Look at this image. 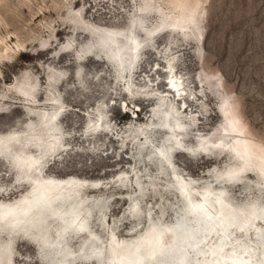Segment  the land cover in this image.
Segmentation results:
<instances>
[{"label":"rangeland","instance_id":"rangeland-1","mask_svg":"<svg viewBox=\"0 0 264 264\" xmlns=\"http://www.w3.org/2000/svg\"><path fill=\"white\" fill-rule=\"evenodd\" d=\"M128 35L141 43L137 52L130 49ZM168 70L183 81L186 112L180 109L184 101L168 91ZM58 107L63 110L52 118ZM165 116L179 118L182 136H173L177 126L163 124ZM231 116L239 119L245 138L264 148V0H0V154L8 157L0 158V201L28 191L23 181L15 187L9 157L21 151L37 157V143L44 144L45 176L102 182L103 189L85 188L82 194L105 199V208L90 209L81 222L82 230L99 236L100 260L108 254L111 228L119 239L130 240L147 218L158 219L160 209L167 224L178 216L182 201L157 147L199 189L224 187L236 204L264 202V185L255 173L238 183V173L227 182L220 178L241 164L230 152L234 138L222 134ZM54 125L59 134L51 142L47 131ZM197 138L223 140L231 148L207 145L210 154H200ZM177 141L186 152H168L174 144L179 147ZM53 146L61 149L50 152ZM257 161L256 156L249 160L252 169L259 168ZM19 166L25 173L31 169L25 161ZM135 177L141 192L135 191ZM148 179L157 190L149 189ZM134 198L139 222L128 217ZM104 212L106 230L99 225ZM49 219L24 231L40 228L48 236L39 241L51 243L68 226L48 224ZM20 229L8 230L14 236ZM0 239L7 241L4 235ZM95 240L67 234L65 249L71 253L66 252L83 254L85 247L92 252ZM164 240L169 241L165 233ZM12 244V264H46L47 256L42 258L28 239L18 235ZM55 254L63 260L62 251Z\"/></svg>","mask_w":264,"mask_h":264},{"label":"bare ground","instance_id":"bare-ground-1","mask_svg":"<svg viewBox=\"0 0 264 264\" xmlns=\"http://www.w3.org/2000/svg\"><path fill=\"white\" fill-rule=\"evenodd\" d=\"M128 37L129 40L127 43L130 44V49L137 52L141 47V43L133 35H128ZM134 59L137 62L138 56L136 55ZM167 74L168 91L174 95L175 99L178 98V100L184 101L180 109L186 112L187 105L185 98L187 95L185 94L188 93L183 86V81L178 80L177 76L172 71L168 70ZM26 94L28 95V93L24 92V95ZM23 97L25 100H29L28 97ZM61 110H63L62 107H58L57 112L52 115V118L61 112ZM165 118L168 126L171 127L169 121H173V124L177 126L174 130L176 132V134L173 135L174 137L179 138L184 134V131L180 130V128L182 129L184 126L181 125L177 116H173V120L168 119L166 116ZM238 122L239 119L236 116L229 117L228 126L224 127V133L222 134L234 138V142L231 146L233 149L230 152L241 164L239 167H232L219 174L220 176L226 175L229 178L233 174L238 173L239 178L237 177V181L234 182L238 183L241 177H245L249 173H255L260 177L264 185V148L259 147L245 138L242 128L237 124ZM57 130V125L48 129L47 134L50 133V135H52L51 142L58 139L59 133H57ZM98 130L99 129L95 127L94 131ZM164 130L167 134H171V131L167 130V128H164ZM177 144L179 146L178 148L175 144L168 147V152L173 154L177 152H186L184 149H180L184 146L182 143L178 142ZM207 145L221 148L222 150H229V148H231L229 147L230 145L225 144L223 140L213 142L210 139L200 138L197 140L196 144L198 148H202L200 154H210ZM223 145H226L225 147L228 148H223ZM43 146L45 145L37 143V151L39 152L37 157H34L32 154H27L24 151L9 157V161L11 162L9 163L10 167L17 176L14 179L15 187H19L17 185L23 181L27 184L28 191L14 200L0 201V222L2 225H0V235L7 237V241L0 239V264H12V253L14 249L12 241L14 243L18 235L31 241L37 247L42 258H46L47 256V259H45L47 260L45 261L46 264H63L62 261L64 259H56L58 256L55 254L57 253L58 255L59 251H61L60 249L57 251L49 250L47 252L40 248V238H46L48 234H44L40 228L33 231V234L24 231V228L36 227L45 219L48 220V217L51 219L47 222L48 224L55 221L54 223L58 224V226L60 225L61 228L64 226L73 227L75 229V232H73L74 235L87 238L95 237L96 240L94 242H96V245L93 244L89 249L98 254V257L103 253L100 248L102 244L101 240H99L100 238H98L99 236H95L96 233H91L89 230H82L84 224L81 223L84 217L90 212V209L99 208L101 211L105 208V199H90L82 194L85 188L93 190L103 189L104 187L101 185L102 182L74 181L68 178L57 179L51 176H45L44 171L46 169V164L40 161V153L43 151ZM236 146H240L241 150ZM60 149L61 148L58 146H53L50 148V152L53 151V153H56V151ZM157 149L159 151L158 153H160L158 157L162 159L163 163H165L164 160L167 161V164L162 166L169 169V180L173 182L174 188L176 189V191H174L182 201L176 219L169 224L163 222L162 220L165 217V212L159 208L160 216L158 219L152 217L147 218L145 227L138 232V234L134 235L132 239L130 238V240L119 239L112 226L113 228H109L110 230L107 232L108 254L106 256L104 255V257L101 255L102 260L96 257V259L91 260H78L73 264H91L93 261L96 262V264H124L126 261H129L130 258L134 259L126 264H150L151 262H153L152 264H264V217L258 218L259 215H262L264 212V202L261 203L257 199H254L236 204L231 201L228 195V199L220 201V197H223L226 193L224 187L217 189L212 187L211 189L207 184L201 186L199 189L196 184V186L193 185V178L185 177L172 168L174 165L168 161L169 153H167L168 155L164 154L161 147H157ZM256 149H258V152L255 154L254 151H256ZM189 154L192 155L191 153ZM6 156L7 155L0 154V158L2 159H8ZM253 156L258 158V163H255L259 166L258 169H252L250 167L251 164L249 160H251ZM24 161L28 163V166H31V169L26 173L19 166V164L24 163ZM168 164L172 166L170 167ZM247 165H249V168H246ZM157 170L159 172L158 176L165 179L163 176L165 174L162 172L161 168L158 167ZM137 178L135 177L134 181L136 184V186H134L135 191L138 192L139 190L141 192L142 189ZM148 180L149 181L146 182L150 183L151 186L149 189L154 191L157 190V188L155 189V184L150 182L151 179ZM119 181L120 179H118L117 182L121 186L122 184H120ZM211 182L215 183L217 181L213 178ZM87 183H91V186H87ZM163 185L166 191V187H168L169 184ZM187 186H190V189H188ZM183 189L186 190L185 194H183ZM193 191H195L198 196H193ZM66 193L75 194V197L69 200V196ZM94 200H96L95 203ZM129 202L130 204L127 211L131 208L132 211L138 208V202L135 198ZM138 211L139 212L134 213L130 210V215L128 217L139 222V208ZM106 214L107 212L103 213V221L99 224L104 230L107 228L105 227L104 217ZM55 218H58V220H54ZM182 222L184 225L183 234L182 229H178ZM41 226L44 228V225ZM13 228L22 229H20L21 231L18 230L20 232H16V234L12 236V231L8 229L12 230ZM164 233L169 237L168 242L164 240ZM238 235L244 240H240ZM49 239L48 241H50ZM43 240L45 239L43 238ZM52 242L55 241L53 240ZM177 246L181 247L178 253L170 255L165 253L166 251H172V249ZM193 246L196 247V249L190 248ZM81 249H83V247ZM139 249H141V251L138 252ZM67 251L69 250L67 249ZM150 257L155 258L153 260V258ZM170 257L173 258L171 259ZM104 259H106L105 263Z\"/></svg>","mask_w":264,"mask_h":264},{"label":"water","instance_id":"water-1","mask_svg":"<svg viewBox=\"0 0 264 264\" xmlns=\"http://www.w3.org/2000/svg\"><path fill=\"white\" fill-rule=\"evenodd\" d=\"M105 43L101 42L100 43V48L102 49V46H104ZM104 50V49H103ZM134 54V53H133ZM111 59H113L112 57H110ZM136 110V109H135ZM138 111H136L135 114H137ZM162 120V119H161ZM163 124L167 125V121H165V119L162 120ZM158 155L160 156V153H158ZM164 164H167V161L164 160ZM169 165V164H168ZM170 166V165H169ZM171 167V166H170ZM165 168V167H163ZM164 170V169H163ZM221 179H223L224 182H227L228 180V177L226 175H222V177H220ZM226 179V180H225ZM234 180V179H233ZM188 189H190V186H187ZM186 193V190L183 189V194ZM227 195H229L228 192L225 193V195H223V197H220L221 199H219L220 201H224L226 199H228ZM139 208V207H138ZM138 208H136L134 211H132V208H131V212H134V213H137L139 212L138 211ZM195 212V211H194ZM193 216V215H192ZM199 216V215H197ZM264 217V212L262 213V215H259L258 218H263ZM200 218V217H199ZM210 224V223H209ZM183 222L179 225V228L178 229H182V234H183ZM74 228L73 227H68V228H65V229H61L60 230V236L57 240H55V242H51V243H45V242H40V245L44 248L45 251H49V250H59L61 249V251L63 252V256H64V260L62 261L63 264H73L75 261H78V260H88V259H96V257H98V254L94 253V252H89L88 248L85 247V251L83 253V255H80L82 253H80L81 251L79 252H75L73 253V256L69 253L66 252V250L64 249L65 248V243H66V236L67 234H70V233H73L74 232ZM73 231V232H72ZM95 238L94 237H90V241H87V243H92V241L94 240ZM88 245L90 244H87V247H89ZM179 246L177 247H174V249H172V251H166L165 253L167 255H170V254H176L178 253L179 250ZM191 249L194 248L196 249V247H190ZM182 250H183V247H182ZM141 251V249L138 250V252ZM79 254V255H78ZM165 254V255H166ZM156 256V255H155ZM162 256V255H161ZM150 258H154L155 257H150ZM171 258V257H170ZM173 258V257H172ZM171 258V259H172ZM134 258H130L129 261H126L124 264L128 263V262H131L130 260H133ZM170 259V260H171ZM121 264V263H120ZM183 264V263H182Z\"/></svg>","mask_w":264,"mask_h":264}]
</instances>
